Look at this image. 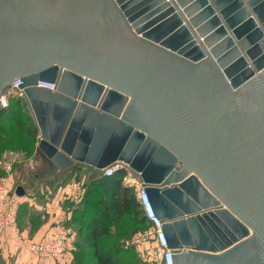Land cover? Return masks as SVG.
<instances>
[{
	"label": "water",
	"instance_id": "obj_1",
	"mask_svg": "<svg viewBox=\"0 0 264 264\" xmlns=\"http://www.w3.org/2000/svg\"><path fill=\"white\" fill-rule=\"evenodd\" d=\"M109 3L113 43L0 58V110L19 80L50 171L126 164L174 264H264V0Z\"/></svg>",
	"mask_w": 264,
	"mask_h": 264
},
{
	"label": "crops",
	"instance_id": "obj_2",
	"mask_svg": "<svg viewBox=\"0 0 264 264\" xmlns=\"http://www.w3.org/2000/svg\"><path fill=\"white\" fill-rule=\"evenodd\" d=\"M111 13L109 0H0V58L6 62H14L30 57L33 49L44 52L60 47V50L67 42L74 41L73 37L93 36L104 44L113 39L109 37L110 29L115 30V34H120L113 27L117 16ZM65 38L69 40L65 41ZM23 52L27 53L26 57ZM37 155L38 151L34 159L21 161L14 169V179L26 189L22 201L33 195L42 203V195L52 193L54 204L61 205L65 190L60 186V179L64 171H50L43 157ZM82 167H86L85 181L88 183L98 177L91 166ZM136 176L138 177L137 174ZM139 202L141 203L140 198ZM45 203L52 206L51 201L46 200ZM43 205L45 207L44 203ZM56 206L54 208H58ZM141 210L144 214L142 206ZM20 229L26 239L40 240L54 233L55 224L53 219L47 220L32 235L27 227ZM77 233L74 246L81 240L80 228H77ZM0 264L42 263L25 248L12 230L6 229L0 235Z\"/></svg>",
	"mask_w": 264,
	"mask_h": 264
},
{
	"label": "rangeland",
	"instance_id": "obj_3",
	"mask_svg": "<svg viewBox=\"0 0 264 264\" xmlns=\"http://www.w3.org/2000/svg\"><path fill=\"white\" fill-rule=\"evenodd\" d=\"M112 41L114 42L113 39H110L108 43L111 44L113 43ZM117 49L120 50L118 47ZM19 83V80L13 82L8 95L5 96L7 98V106L0 111V181L2 178H9L11 180L15 166L21 161L34 159L38 151L40 131L34 121L30 107L20 91ZM48 85L53 87V84ZM125 170L126 175L123 182L131 189H134L139 201L138 197L141 190L139 177L129 168ZM86 176V167L64 171L63 177L60 179V186L65 190L61 205L54 204L52 193L43 194L44 200L42 203L39 202V198L37 199L33 195H29L28 200L22 201L21 199V206L19 208L20 225L23 228L27 227L29 233L33 234L47 220L53 219L54 221L57 214L71 209H73V212L75 210L80 212V215L77 217L79 225L90 221L92 218L96 220L98 217H102V214L105 212L104 203L108 204L110 201L109 193L104 189L103 180L95 179L89 184L85 181ZM128 179L131 180L127 181ZM76 184L82 188L78 196L75 194ZM46 200L51 201L50 204L52 206H47ZM43 203L45 207L49 208H45ZM54 206L58 208H54ZM88 210H91V213L88 215L81 213ZM137 211L126 213L119 221H110L108 226L109 233L101 237L98 242L99 247L103 251H110L112 249L124 250L123 253L118 254V263L116 264H160L155 258L158 244L154 237L149 234L152 225L144 217L141 208L137 209ZM102 219L109 220L105 216ZM78 224H74L73 242H75L78 236ZM140 234L145 235L143 241L140 243L135 242V239ZM88 249H90V253L93 252L92 248ZM84 264H93V258L90 254Z\"/></svg>",
	"mask_w": 264,
	"mask_h": 264
},
{
	"label": "built area",
	"instance_id": "obj_4",
	"mask_svg": "<svg viewBox=\"0 0 264 264\" xmlns=\"http://www.w3.org/2000/svg\"><path fill=\"white\" fill-rule=\"evenodd\" d=\"M3 107L7 106L6 97H2ZM129 168L122 162H115L102 169L106 177L114 176L118 171ZM130 169V168H129ZM20 185L14 177L2 178L0 181V235L6 229L12 230L17 239L24 243L26 249L36 257L42 264H72L75 226L72 222L73 209L62 211L54 218V233L40 240H29L23 235L18 222V213L21 204V196L17 193ZM77 185V186H76ZM75 185V194L78 196L82 190L78 184ZM139 198L146 219L151 223L149 231L158 244L156 250V261L160 264H174L172 254L174 250L169 247L167 239L162 230V222L156 216L148 195L141 186ZM140 233V232H139ZM145 235L140 234L135 242H142Z\"/></svg>",
	"mask_w": 264,
	"mask_h": 264
},
{
	"label": "trees",
	"instance_id": "obj_5",
	"mask_svg": "<svg viewBox=\"0 0 264 264\" xmlns=\"http://www.w3.org/2000/svg\"><path fill=\"white\" fill-rule=\"evenodd\" d=\"M125 175L126 170L122 169L114 176L106 177L105 175H100L96 178L101 181L103 180L102 184L104 185L106 192L109 193L110 198L108 204L104 203L105 212L102 214V217L100 216L96 220L95 218H92L90 221H86L85 223L83 222L82 225H79L77 217L80 215V212L78 210L73 212L72 221L75 225H79L81 240L78 244L75 243L72 264H84L89 254L93 258V264L118 263V254L120 255L124 252V250L112 249L110 251H103L99 247L98 242L101 237L109 233L108 226L110 221H119L126 213L137 211V209L141 208L134 189H131L123 182ZM81 213H86L88 215L91 213V210L82 211ZM104 216L105 218L108 217L109 220L102 219ZM19 219L20 210L18 213V222ZM20 227L23 228L21 225ZM88 248H92L93 252L90 253V249Z\"/></svg>",
	"mask_w": 264,
	"mask_h": 264
},
{
	"label": "bare ground",
	"instance_id": "obj_6",
	"mask_svg": "<svg viewBox=\"0 0 264 264\" xmlns=\"http://www.w3.org/2000/svg\"><path fill=\"white\" fill-rule=\"evenodd\" d=\"M10 89H11V88H10ZM9 91H10V90H9ZM9 91L5 94V96L8 95ZM5 96H4V97H5ZM29 107H30V106H29ZM30 110H31V107H30ZM31 113H32V115H33V112H32V111H31ZM35 121H36V120H35ZM36 123H37V122H36ZM130 170H131V169H130ZM131 171H132V170H131Z\"/></svg>",
	"mask_w": 264,
	"mask_h": 264
},
{
	"label": "flooded vegetation",
	"instance_id": "obj_7",
	"mask_svg": "<svg viewBox=\"0 0 264 264\" xmlns=\"http://www.w3.org/2000/svg\"><path fill=\"white\" fill-rule=\"evenodd\" d=\"M26 53H24L23 55H24V57H26V55H25Z\"/></svg>",
	"mask_w": 264,
	"mask_h": 264
}]
</instances>
